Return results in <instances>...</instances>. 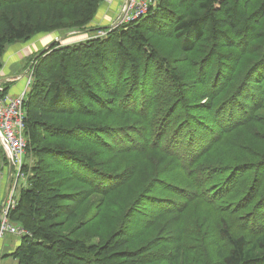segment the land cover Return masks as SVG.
<instances>
[{
  "label": "trees",
  "instance_id": "16d2710c",
  "mask_svg": "<svg viewBox=\"0 0 264 264\" xmlns=\"http://www.w3.org/2000/svg\"><path fill=\"white\" fill-rule=\"evenodd\" d=\"M104 1L0 0V57L6 45L28 40L34 34H44L64 27H84L93 19ZM152 1L153 3H148L146 11L138 18L109 25L105 28L106 35L88 38L77 45L57 47L59 43L54 42L49 54L38 57V66L29 84L23 105L25 153L32 152L35 161L33 167H30L32 173L27 179L28 186L20 190L11 211V216L14 215L16 219L13 222L23 221L22 227L27 231L20 235L18 245L10 254L17 259V264H120L121 261H124L122 264H139L142 262L144 254L148 251L134 245L124 227L126 220L124 224L100 237V244L87 243L82 236L58 231L67 221L75 218L77 212L75 206L83 199L84 191H80L77 195L76 190L61 189L56 183L58 181L52 179L49 183L48 179L54 177L57 167L51 168L49 172L45 160L50 158L52 164L61 162L67 165L66 173L69 175L78 172L79 175H89L90 180L96 179L98 174L95 170L100 162L95 159V150H81L72 142L83 136L90 137L100 133L108 135L109 132H114L118 136L115 139L116 147H126L124 152L130 154L131 164L140 172H144L143 185L132 201L163 205L167 219L178 218L181 215L177 212L187 210L191 205L196 206L195 203L204 205L206 206V209L202 210L205 213L204 219L209 221L213 228L207 233L205 231L201 233L202 243L206 244V240H210L220 264H264V177L263 174H257V171L264 170V157L253 159L248 164L244 163L249 172L257 171L249 179L251 183L249 187L244 189L245 198L250 196L247 205L240 209L241 204L235 200H227L240 171L228 162L208 165L205 163L206 160H202L214 148L215 139L221 134V127L225 129L223 133L240 128L239 124L233 123L232 114L235 111H231L232 114L229 112L227 118L219 115L218 122L212 121V124L200 125L199 115H195L194 110L199 106L205 108L207 105L206 109L211 108L216 113L215 110L219 109L226 100H237L238 95H234L235 90H233L234 83L239 79L240 84L252 82L251 74L258 69L253 65L249 68L240 67L234 75L233 86L231 75H228L229 79L221 84L226 76L225 71L207 70L204 75L201 72L197 76L198 70L191 82H197L206 91L202 93L199 102L192 103L191 109H186L192 117H196L195 123L198 124L196 129L185 128L187 120L182 124L181 119L190 116H185L172 104V114H177L181 122L179 120L172 123L167 118L156 122V132L151 138L159 148L157 154L151 148L154 143L142 133L148 129L151 116L154 114L152 105L154 95L146 98L147 92L142 86L148 76L147 70L140 69L142 60L153 62L164 71L168 70L177 89H182L184 84L177 75L172 74L174 71H171L166 56L160 54L156 47L153 48L150 41L153 31L168 26L172 29L174 38L180 40L179 50L187 53L194 48L195 41L204 36V30L209 31L211 39L216 36L224 39L226 47L229 48L234 43L227 35L241 33L252 35L253 41L255 26L250 32L251 26L248 25L246 16H238L235 11L234 0ZM244 1L251 3L252 0ZM260 8L263 9L264 16V0H261ZM253 57L255 58L252 56L250 61L254 59ZM260 62L261 60L255 61L253 64L260 65ZM110 63L119 72L130 68L131 90L138 91L139 83L144 80L137 97L133 99V104L128 99L125 100L124 97L128 98L127 94L116 92L114 84H110L104 92L110 96L103 98L99 94L101 89L99 84L105 72L104 66ZM87 67L91 69L88 70ZM83 68L87 70L82 77L80 71H83ZM92 72H96L97 77L102 76L89 80ZM241 76H243L242 82ZM206 78H209V83ZM255 84L259 86L261 81ZM6 91V87L2 89L0 97L5 95ZM208 91L215 92L207 93ZM139 96H141L140 100ZM112 98H114L113 104L120 112L115 115L112 110L107 111L106 114L112 116V119H108V124L96 125L95 122L74 121L70 108L66 111V107H70L67 104L71 100L81 104L79 100L86 99V104L93 103L92 105L95 106V103L103 109L111 104ZM180 99L182 101V97ZM249 100L248 107L253 110H246V120L257 116V110L264 109V105L257 108L256 98ZM218 104L219 106L216 107ZM119 105L123 108H118ZM224 107L225 103L222 108ZM236 109L242 110L239 106ZM164 122L163 131L167 134L165 144L162 142L164 136L160 134ZM225 122L229 123L224 125ZM134 129L137 131L135 134ZM202 129L204 131L200 133ZM190 130L194 131L187 137ZM108 140L111 143V138ZM114 150L116 154L119 153L118 149ZM132 153L136 155H131ZM254 155H259L258 149ZM175 167L181 171L180 180L189 189H183L182 192L176 190L177 182L172 176ZM28 168V163L24 161L22 170L27 171ZM164 174L165 177H162ZM126 175L128 174L123 173L122 177ZM129 177L126 181L119 182L120 185L129 182L131 180L128 179ZM116 178L112 179L117 180ZM185 192L187 199L177 198L176 194H186ZM222 202L229 203L222 204ZM248 207H250L248 213L241 212ZM174 210L176 213L172 212ZM26 218L33 220L32 225L30 221L29 223L25 221ZM164 227L170 228V223L166 221ZM81 228L83 227H78L75 231ZM222 240L227 243L226 248L220 245L219 242Z\"/></svg>",
  "mask_w": 264,
  "mask_h": 264
},
{
  "label": "rangeland",
  "instance_id": "374dc122",
  "mask_svg": "<svg viewBox=\"0 0 264 264\" xmlns=\"http://www.w3.org/2000/svg\"><path fill=\"white\" fill-rule=\"evenodd\" d=\"M125 1L126 0H122L117 7L112 9L113 11H104L103 15H101L102 9L99 7L96 15L84 27H64L60 30L57 29L44 34H34L28 40H21L6 45L0 57V78L9 77V80H6L3 87L14 85L19 81L27 82L29 77L33 80L35 69L38 66V57L49 54L50 51H52L51 45H53L54 42L59 43L57 47L77 45L88 38L101 36L100 32L104 33L102 35H106L105 28H107L108 25L122 21L121 19L126 12L123 10ZM151 3H153L152 0ZM260 4L261 0H252L251 3L245 2L244 0H234L235 11L238 13V16H246L248 20L247 23L251 26L250 32L252 31V27L255 26V29H253L255 31V39L253 38L252 41V35L248 36L243 33L227 35L234 43L233 46L229 48L226 47L227 45L224 39H221L219 36L211 39L209 31L204 30V36L197 39L194 48L185 53L179 50L180 40L176 37L174 38L173 31L169 29L168 26L152 32V36L150 37V41L154 46L152 47L154 49L157 48L160 54L166 56L171 71H174L172 74L177 75L179 79L183 81L181 83H184L182 89H177L168 70L164 71L155 63L145 60H142L140 66V69L148 71V73H146L148 76L142 85L147 92L145 97L147 98L149 95H154V101L152 102L154 114L151 116L148 129L142 132L143 135L151 139L152 142L153 138H151V136L156 132L155 126L157 121L167 118L169 121H172V123H175L180 120L177 114H172V104L173 107L182 111L185 116H190L189 118L182 117L181 119L183 121L182 124L187 120L186 124L192 125L187 126L185 124V128L192 127L196 129L198 126V124L195 123L196 117H192L189 111L186 110L191 109L192 103L199 102L202 98V93L206 91L197 82H191L198 70L197 76L201 72L202 75H204L207 70L225 71L226 76L224 80L221 81V84L229 79L228 75H231L233 86L234 75L240 67L248 66L245 68H249L253 65L258 69L254 74H251L252 76L250 79L253 84L250 81L240 84V79L234 83L235 86H233V90H235L234 95H238L237 100H226L224 102L225 107L222 108L224 106L223 103L219 109L215 110L216 113H214V110L211 108L206 109L208 107L207 105H205V108L199 106L194 109L195 115H199L200 125L212 124V121L218 122L220 118L219 115H224V117L227 118L229 112L235 111L234 114L231 112L233 115V123H236V125L239 124L240 128L232 132L223 133L225 129L221 127V134L216 137L214 148L210 153H207L202 160H206L205 163L208 165L228 162L240 171L237 174L238 178H235L234 189L231 194L227 196V200H235L238 204H241L240 209H242L244 205H247L250 196L245 198L246 194L244 189L249 187L251 184L249 183V179H251L254 172L257 171L253 170L249 172L246 166H244V163L248 164L253 159L258 160L260 157H264V109L257 110V116H252L246 120V110H253L248 107L250 98H256V103H258L257 108L264 105V16ZM138 17L139 16H136V18ZM123 19H125V17ZM127 20L129 22L134 19L130 17ZM99 27H102V29H97ZM54 49H56V47ZM252 56H255V58L253 57L254 59L250 61ZM259 60H261L260 65L253 64L255 61L257 62ZM111 64L112 63L104 66L105 72L101 79L102 82L99 84L101 88L99 94L103 98L110 96V94H105L104 92L108 89L110 84H114L113 87L116 88V92L127 94L128 98L124 97L125 100L128 99L133 104V99L137 97V92L140 91L141 83L144 80L139 83L138 91L131 90L129 84L131 79L130 68H127L123 72H119L117 69L115 70L114 65ZM87 69L90 70L91 68L87 67ZM87 69L80 71L82 77ZM73 74L75 73L73 72ZM101 76L102 75H98L97 77V73L92 72L89 80H95L96 77L99 78ZM206 79L209 83V78ZM242 79L243 76H241V82ZM260 81L261 84L257 86L255 83H259ZM214 92L215 91H208L207 93ZM179 96L182 97V101ZM140 98L141 96H139V100ZM79 101H81V104L76 100H71L67 104L70 107H66V111L70 108L71 116L74 121L84 120L95 122L96 125H102L103 123L108 124V119H112V116L106 114V112L112 110L115 115L120 112L113 104L114 98H112L111 104L106 106L109 107V109L105 106H103L105 108L101 109L102 107L95 103V106L92 105L93 103H90V105L86 104V99H81ZM182 102L189 106V108H186ZM202 103H204L203 100ZM218 106L219 104L216 105V107ZM238 106L242 108L241 111L236 109ZM118 108L122 109L123 106L119 105ZM172 115L174 117L171 118ZM181 120L179 122H181ZM227 123L229 122H225L224 125H227ZM164 126L165 122L162 125V132L160 133L164 136L162 141L163 144L167 142V134L163 131ZM193 131L194 130H190L187 137H189ZM203 131L202 129L200 133H203ZM133 132L135 134L137 131L134 129ZM117 137L118 136L114 132H109L108 135L100 133L90 137L83 136L72 142L75 147L81 150H95V159L100 162V165L96 168L97 170H95L98 174L96 179L90 180L89 175H79L78 172L69 175L66 173V170H68L67 165L61 162L52 164L50 158L45 160L49 172L51 168L57 167L54 177H49V183L52 179L53 181H58L56 183L61 186V189L66 188L68 191L76 190L78 191L77 195L80 194V191H84L82 195L83 199L76 203L75 207L77 208V212L75 218L71 221H67L58 231L82 236L87 243L100 244V237L104 236L105 233L109 231L111 232V230L120 224H124L126 220L124 227L131 236L134 245L143 247L148 251L144 254L145 256L139 264H220V260L213 252L214 246H212L210 240H206V244H203L201 239V233L203 231L207 233L213 228L211 223L204 219L205 213L202 210L206 209V206L195 203L196 206L191 205L187 210L177 212L178 215H181L178 218L167 219V213L163 209V205L158 206L145 204L143 201L142 203L132 201V199H135V195L139 188L143 185L144 172H140L131 164L130 154L128 155L127 152H124L126 147H116L115 139ZM109 138H111V143L108 140ZM186 142H188L187 139ZM245 146H248V148H245ZM161 147L163 149L165 148L163 146ZM151 148L157 154L159 148L156 143L152 144ZM114 149H118L119 153L116 154ZM257 149L259 152L258 156L254 155ZM122 154L124 155L120 158ZM131 155L136 154L132 153ZM23 161L29 165L27 171L22 170L23 175L17 176L11 167L8 173L4 151L0 145L1 193L6 188L7 183H9L5 197L6 203H2L0 211L3 208L2 211H5L9 221L19 228H24L22 227L23 221H18V224L16 221L13 222V220L16 219H14V215L11 216V211L16 204L20 190L28 186L27 179L30 173H32L30 167H33L35 161L33 153L27 151V153L23 155ZM164 162L166 161H163V163ZM123 170L125 171L123 172ZM79 171L82 172V170ZM116 171H118V173H116ZM121 172L127 173L128 175L122 177L123 173ZM257 174H263L262 177H264V170H261V172L257 171ZM180 175L181 171L175 167L172 170V176L177 182L176 190L182 192L184 191L183 189H189V187L180 180ZM128 176H130L128 179L131 180L120 185V183L127 180L126 178ZM115 177H117V180L112 179ZM162 177H165V174L162 175ZM185 193L186 194H176V196L180 200H183L185 197L187 199V192ZM3 198L4 197L0 194L1 201H3ZM224 203L227 204L229 202H222V204ZM249 210L250 207L241 210V212L248 213ZM172 212L176 213V210ZM123 215H125L124 218H122ZM28 219L26 218L25 221L28 223L30 221L32 225L33 220L31 221V218ZM166 221L170 223V228L164 227ZM184 221L186 222L183 226H180ZM78 227L83 228L75 231ZM192 229H194V232H192ZM28 234L31 233L28 232ZM19 240L20 234H5L0 239V264H12L13 261L14 264H17V259L10 254L14 250L13 247L16 244L18 245ZM219 243L221 246L227 247V243L224 240ZM119 263L122 264L124 261Z\"/></svg>",
  "mask_w": 264,
  "mask_h": 264
},
{
  "label": "built area",
  "instance_id": "2783aa9c",
  "mask_svg": "<svg viewBox=\"0 0 264 264\" xmlns=\"http://www.w3.org/2000/svg\"><path fill=\"white\" fill-rule=\"evenodd\" d=\"M105 1L112 2L113 0ZM150 2L151 0H126L125 5L123 6V10L126 11L123 15V18L125 17V19L122 18L121 22L128 21L127 19L130 17L135 19L136 16H140L146 11L147 5ZM121 22H117L116 24ZM100 34L102 35L104 33L100 32ZM30 82L31 78L29 77L26 86H29ZM1 90L2 89L0 88V91ZM25 98L26 90L16 96L5 94L0 97V145L7 158L6 163L10 165L17 176L23 175V155L26 152V138L24 135L25 111L23 106ZM4 202L6 203V201ZM2 209L0 211V239L5 234L22 235L27 233L24 228H19L12 224L9 221L7 214L5 211H2Z\"/></svg>",
  "mask_w": 264,
  "mask_h": 264
},
{
  "label": "crops",
  "instance_id": "0c3cea01",
  "mask_svg": "<svg viewBox=\"0 0 264 264\" xmlns=\"http://www.w3.org/2000/svg\"><path fill=\"white\" fill-rule=\"evenodd\" d=\"M122 1V0H121ZM120 0H113L112 2H107V1H104L102 2L100 8L102 9L101 11V15L104 14V11L108 10H112L113 8L117 7L118 4L121 2ZM113 11V10H112ZM98 21H101V20H98ZM112 25V24H111ZM104 26V25H103ZM109 26V25H108ZM6 80H9V77H1L0 78V88L1 89H4V85ZM28 86H26V82L24 81H19L17 83H15L14 85H7L6 88H7V91H6V94H9V95H12V96H16V95H19L22 91L24 90H27ZM6 169H7V172L9 173L10 171V165L9 164H6ZM9 180V178H8ZM8 185L9 183H7L6 185V188L4 189V191L1 193L0 191V194L4 197L3 198V201L0 200V206L2 205V203L5 201V197H6V194H7V191H8ZM17 246V244L13 247L15 249V247ZM12 264H14V261L12 262Z\"/></svg>",
  "mask_w": 264,
  "mask_h": 264
},
{
  "label": "bare ground",
  "instance_id": "6f19581e",
  "mask_svg": "<svg viewBox=\"0 0 264 264\" xmlns=\"http://www.w3.org/2000/svg\"><path fill=\"white\" fill-rule=\"evenodd\" d=\"M26 93H27V90H26Z\"/></svg>",
  "mask_w": 264,
  "mask_h": 264
}]
</instances>
